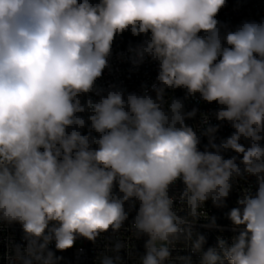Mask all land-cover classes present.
Returning <instances> with one entry per match:
<instances>
[{
  "label": "clouds",
  "instance_id": "obj_1",
  "mask_svg": "<svg viewBox=\"0 0 264 264\" xmlns=\"http://www.w3.org/2000/svg\"><path fill=\"white\" fill-rule=\"evenodd\" d=\"M226 3L0 0V226L23 232L8 264H61L109 232L98 264L142 237L139 264H264V19L232 29ZM125 33L141 39L118 57L157 65L140 92L98 83ZM240 181L225 237L205 205Z\"/></svg>",
  "mask_w": 264,
  "mask_h": 264
},
{
  "label": "built area",
  "instance_id": "obj_2",
  "mask_svg": "<svg viewBox=\"0 0 264 264\" xmlns=\"http://www.w3.org/2000/svg\"><path fill=\"white\" fill-rule=\"evenodd\" d=\"M217 19L227 24L232 29L244 20L260 21L264 19V0H244L227 9L221 10ZM125 51L126 50H121L113 54L111 59L112 71L109 72L108 70H105L102 79L99 80L98 83L102 86H107L110 82L121 83L122 86L130 92H140L142 83L151 85V83L155 80L157 65L149 61L140 66L138 70H134L129 63L122 61L118 57L119 53ZM174 94L177 97H183L184 92L183 90H177ZM186 104L189 110L194 106H198L201 112L209 114L217 108L215 103H200L197 105L195 100L188 101ZM199 119L200 117L198 115L195 120H190L188 123L196 124ZM212 122L216 123L214 119ZM232 131L233 130L225 124L218 135L221 137H227ZM203 143H206V140H204ZM248 183H254V178H249ZM242 186H246L244 181H240L231 193L233 198L232 207L236 205V200ZM181 187L182 185H177V190ZM231 208L212 209L207 206V203L205 205V210L208 214L215 216L217 218V223L225 228V232L223 233L225 237L232 235L230 221L225 216V213ZM200 231L207 236V244L205 245V248L215 245L216 236L221 234L216 230L209 231L206 229H200ZM121 234L124 239H130V233L121 230ZM22 236L23 232L19 224H14L12 226H0V264H8L6 253L8 252L9 241L11 240L14 243H23ZM111 236L112 234L110 232L105 233L95 244L81 238L77 240L73 248L64 252H57L56 254L63 256L61 264H98L97 257L104 252L105 244L109 241ZM145 239L146 237H142L138 240L132 239L129 241V247H131V249L122 250L120 253L124 264H139L138 258L144 254ZM129 251L131 252V255H129ZM193 261L194 264H198V258L196 256H193Z\"/></svg>",
  "mask_w": 264,
  "mask_h": 264
},
{
  "label": "trees",
  "instance_id": "obj_3",
  "mask_svg": "<svg viewBox=\"0 0 264 264\" xmlns=\"http://www.w3.org/2000/svg\"><path fill=\"white\" fill-rule=\"evenodd\" d=\"M242 1H244V0H227L226 7H224L221 10L227 9V8H229V7L233 6V5H236V4H238V3L242 2ZM140 39L141 38H139V37L131 36L130 33H125L122 38H120V39H118L116 41V44L114 45L113 54H115V53H117V52H119L121 50H126L129 42L135 44V43H138ZM227 205H228L227 208H224V209L231 208L232 205H233V198H232L231 194H230V197L228 198ZM207 206L212 208V209H217V208H214L211 205L210 201L207 203Z\"/></svg>",
  "mask_w": 264,
  "mask_h": 264
}]
</instances>
